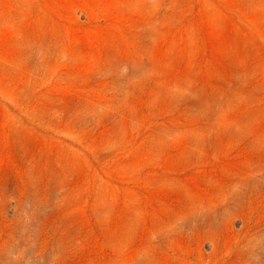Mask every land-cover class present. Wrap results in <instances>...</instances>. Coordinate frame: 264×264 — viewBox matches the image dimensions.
I'll use <instances>...</instances> for the list:
<instances>
[{
    "label": "rangeland",
    "instance_id": "obj_1",
    "mask_svg": "<svg viewBox=\"0 0 264 264\" xmlns=\"http://www.w3.org/2000/svg\"><path fill=\"white\" fill-rule=\"evenodd\" d=\"M0 264H264V0H0Z\"/></svg>",
    "mask_w": 264,
    "mask_h": 264
}]
</instances>
